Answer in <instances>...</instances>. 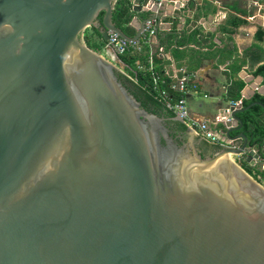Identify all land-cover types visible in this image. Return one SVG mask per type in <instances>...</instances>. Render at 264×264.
<instances>
[{
	"label": "water",
	"instance_id": "95a60500",
	"mask_svg": "<svg viewBox=\"0 0 264 264\" xmlns=\"http://www.w3.org/2000/svg\"><path fill=\"white\" fill-rule=\"evenodd\" d=\"M117 2L0 0V264H264V184L237 162L263 161L239 113L264 104L232 112L241 146L203 156L88 45L102 12L105 40L151 20L127 34Z\"/></svg>",
	"mask_w": 264,
	"mask_h": 264
},
{
	"label": "crops",
	"instance_id": "0c3cea01",
	"mask_svg": "<svg viewBox=\"0 0 264 264\" xmlns=\"http://www.w3.org/2000/svg\"><path fill=\"white\" fill-rule=\"evenodd\" d=\"M180 1H187L186 7L180 11L177 10L178 13H176L177 11L175 13L173 12L174 14L171 15V17H168V20H171V24L165 25V28L161 29L158 34V38L154 37L152 39L154 47L158 48L161 45L160 34L162 33H168L170 31H177L180 33L187 29L191 31L198 28L205 37L209 34L212 35L209 42H212L214 49L219 50L226 46H234L235 49L237 48V53H234L231 59L227 58L226 60H223V57L221 58L217 55L216 58L202 60L201 66L195 70L194 73H196V76L192 80L191 85L192 87L195 86L197 89L192 92V90L195 89L193 88L188 95L190 105L192 102L196 105V111L191 109L192 115L201 120L208 121H212L214 117L218 115L225 116L226 110L233 102L227 100L225 95L227 92V83L236 77L243 79L246 83L242 90L243 99H251L256 93L264 94L263 77L260 75L255 76L253 74L254 69L264 63V39L261 41L257 39L258 31L264 30V0ZM167 11H171L169 7L167 8ZM231 17H241L246 19L247 22L236 28V31L233 33L228 34L222 32L221 27L225 25ZM195 24L200 26L194 27ZM192 46L198 49L197 46ZM252 46H255V51L262 54L263 57L253 66L250 63V56L248 58L244 55L246 49ZM182 49L185 48L182 47ZM188 49H190V47H188ZM165 53L166 55H161L159 59H162L164 62L166 70L175 72L176 68H179L177 67L178 65L175 58L170 52ZM166 60H172V63H165ZM234 61H237V65H241L237 74L231 70ZM243 61L246 64H243ZM181 68L187 70V66L185 65H182ZM212 71H216V77H211L209 75V72ZM196 97H203L205 99L211 98V100L208 102L200 101L196 103L193 101V98ZM213 128L219 133L221 139L226 141L233 140L235 145H242V139L234 140L227 138L229 126L226 125V123H216V126L214 125ZM239 132L240 131H233L231 132V135L235 137ZM252 148L257 150L254 147ZM241 159L242 158L237 157V162L242 165L243 162ZM261 165H264V159L261 162ZM261 165L259 162L254 166L249 164L250 167L256 168L258 166L259 169L261 168Z\"/></svg>",
	"mask_w": 264,
	"mask_h": 264
},
{
	"label": "trees",
	"instance_id": "16d2710c",
	"mask_svg": "<svg viewBox=\"0 0 264 264\" xmlns=\"http://www.w3.org/2000/svg\"><path fill=\"white\" fill-rule=\"evenodd\" d=\"M134 15L135 14L132 10V4L130 0H118L113 12V21L123 31L132 36L136 34V29L130 25ZM143 15L146 16V13H143ZM103 16L104 12H102L99 16V22L101 26ZM246 22L247 20L241 17H231L228 22L221 27V30L224 33L230 34L235 32L236 28L242 24H245ZM93 29L98 35V41H96L94 44H91L92 46L88 43L90 42L89 40L87 43L92 48L101 50L97 48L103 47L106 40L100 32L99 27H93ZM211 36L212 35L209 34L205 37L198 28L191 31L187 29L181 31L180 33L177 31H170L168 33L160 34V46L164 48L165 52H170L172 54L177 62V67L181 68L182 65H185L187 66L188 72H195V70L201 66L202 60L204 59H213L219 55L221 58H224L223 60H226L227 58L231 59L233 54L237 53V48L235 49L234 46H226L225 48L219 50L214 49L212 42H209L211 40ZM257 39L259 41L264 39V30L258 31ZM192 45L197 46L198 49ZM182 47L185 49H182ZM188 47H190V49H188ZM255 48V46L249 47L244 53L246 57L249 58L250 56V63L252 66L263 58L262 54L255 51ZM149 54V45L142 43L141 49L139 51L122 55V62L127 64L130 69H132L131 73L133 76L137 77V81H134L123 74H120V78L135 95V97L142 103L143 107H145L150 112H155L159 115H165L168 118H173L175 117V114L165 107L164 102L158 96L152 75L149 73V71H142L137 67V61H140L143 64L147 63ZM156 63L158 69L161 71V78L164 80V83H159V88L166 89L172 82V78L165 73L166 69L162 59L156 58ZM243 64L246 63L243 61ZM240 68L241 65H237V61H234L231 70L237 74ZM253 74L255 76H262L264 83V63L254 69ZM245 85V81L238 77L233 78L230 82H228L227 92L225 94L227 100H242L244 106H249L251 103L256 101H260L264 104V94L261 93H256L251 99H243L242 90ZM239 116L242 118L244 123L242 131L248 135L251 146L256 148L264 159V106L255 104L247 110L239 113ZM170 122L172 124L179 125L183 130H185V126L181 122L174 121L173 119H171ZM246 166L250 167L249 164H246ZM246 166V170L249 171ZM258 172L259 173H256V176H254L253 173L249 171L250 174L262 182L260 179L262 177L261 175L264 177V170H260Z\"/></svg>",
	"mask_w": 264,
	"mask_h": 264
},
{
	"label": "built area",
	"instance_id": "2783aa9c",
	"mask_svg": "<svg viewBox=\"0 0 264 264\" xmlns=\"http://www.w3.org/2000/svg\"><path fill=\"white\" fill-rule=\"evenodd\" d=\"M132 4V10L135 5V0H130ZM155 1H149L144 7L147 8L146 11V20L151 19L145 22V28L140 34L139 38L135 41L129 42L124 39L119 34L114 31H109V38L106 40L103 50L99 51L105 55L110 60L114 61L118 66L121 67L123 74L130 79L137 81V77L133 76L130 67L122 62L121 56L127 55L132 52L139 51L141 45L148 44L150 47V54L147 58V63L143 64L140 61H137V67L140 70L149 71L152 75V78L155 82V89L158 92L159 98L164 102V105L173 111L181 120L199 137L208 141L209 143L219 144L222 146H231L234 145L233 140H223L220 138L219 133L214 129L216 123L224 122L227 123L230 121L229 116H219L215 121L201 120L192 115L190 105L188 103V95L195 86L192 87L191 82L196 76L194 72H188L185 68H176L175 72L166 70L165 73L172 78V82L166 88H159V83H164V80L161 78V71L157 67L156 57L164 56V48L162 46L154 47L152 39L160 33L161 29L165 28V25H170L171 20H168L170 15H167V12L156 10L154 16L150 15L151 9L156 5ZM161 1V0H159ZM169 3L174 2V11L182 10L186 7L187 1L180 0H167ZM178 4V6H176ZM159 5H162L160 3ZM138 15V13H135ZM136 17V16H135ZM134 17V18H135ZM171 17V16H170ZM153 18V19H152ZM197 24V23H196ZM195 27L199 26L196 25ZM132 26V21L130 23ZM138 30V29H137ZM164 60V58H163ZM169 88V89H168ZM197 88L193 89L194 92ZM242 104V101H233L231 106L226 110V113L229 115ZM232 118V117H231ZM241 158V157H240ZM264 168V165H262Z\"/></svg>",
	"mask_w": 264,
	"mask_h": 264
},
{
	"label": "flooded vegetation",
	"instance_id": "af4514ba",
	"mask_svg": "<svg viewBox=\"0 0 264 264\" xmlns=\"http://www.w3.org/2000/svg\"><path fill=\"white\" fill-rule=\"evenodd\" d=\"M139 17L142 20L146 19V16L143 14H140ZM93 27H90V29L92 30L90 33V34H92L90 36V40L94 39V38H98V35L96 32H94ZM99 28H100V32H101L102 26L100 25ZM168 125H169L174 137H176L180 142L186 143L188 141L189 135H188V131H187L186 127H185V130H183L179 125L172 124L170 122V120L168 121ZM196 138L197 139H195V141H194L195 146L203 156H209V155H212L216 152V145L205 141L201 137H196Z\"/></svg>",
	"mask_w": 264,
	"mask_h": 264
},
{
	"label": "rangeland",
	"instance_id": "374dc122",
	"mask_svg": "<svg viewBox=\"0 0 264 264\" xmlns=\"http://www.w3.org/2000/svg\"><path fill=\"white\" fill-rule=\"evenodd\" d=\"M165 3V5H164V9L162 10L163 12H167V15H173L174 13H173V11H174V7H173V9H172V14H169V12L167 11V8L171 5V3H169L168 1H166V2H164ZM170 8V7H169ZM161 11V10H160ZM180 11V10H179ZM176 13H178V11L176 12ZM137 17V15H134V17ZM200 26V25H199ZM198 26V27H199ZM195 27V26H194ZM91 29H90V27L89 28H87V30H86V32H85V38H86V41L88 42V40L90 41V42H88L90 45L91 44H94L96 41H98V39L97 38H94V39H91L90 40V36L92 35V34H90L91 33ZM92 46V45H91ZM97 49H101V50H103V47H100V48H97ZM101 50H99V51H101ZM209 75L211 76V77H216V71H212V72H209ZM219 77V76H218ZM211 100V98H207V99H205V98H203V97H196V98H193V101H195L196 103L197 102H200V101H205V102H208V101H210ZM191 101H192V99H191ZM188 103H189V105H190V102L188 101ZM196 105L192 102V104L190 105V107H191V109L193 110V111H196V107H195ZM216 113V112H215ZM214 113V114H215ZM219 116H222V115H218V116H215L214 117V119L212 120V121H215ZM225 116H229V118H230V121L229 122H231L233 119L231 118V116L228 114V113H226L225 114ZM242 165L245 167L246 166V164L243 162L242 163ZM247 167V169L250 171V172H252L253 173V175L254 176H256V173H259L258 172V170H264V168H262V165H261V168L259 169V167L257 166L256 168H254V167H248V166H246ZM248 171V172H249ZM262 177H261V181H262V183L264 184V177H263V175H261Z\"/></svg>",
	"mask_w": 264,
	"mask_h": 264
},
{
	"label": "clouds",
	"instance_id": "9594fccd",
	"mask_svg": "<svg viewBox=\"0 0 264 264\" xmlns=\"http://www.w3.org/2000/svg\"><path fill=\"white\" fill-rule=\"evenodd\" d=\"M135 13H138V15H137L138 17L140 16V13H139V12H134V14H135ZM146 16H147V14H146ZM133 18H134V16H133ZM133 18H132L131 21H133ZM132 26H133V25H132ZM133 27H134V26H133ZM134 28H135V27H134ZM135 29H136V28H135ZM136 32H137V29H136ZM131 36H132V35H131ZM133 36H134V35H133ZM242 104H243V103H242Z\"/></svg>",
	"mask_w": 264,
	"mask_h": 264
}]
</instances>
